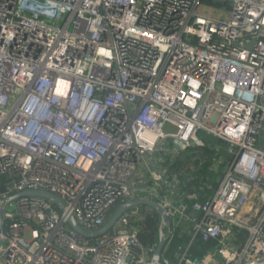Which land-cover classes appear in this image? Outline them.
<instances>
[{"label":"built area","instance_id":"obj_1","mask_svg":"<svg viewBox=\"0 0 264 264\" xmlns=\"http://www.w3.org/2000/svg\"><path fill=\"white\" fill-rule=\"evenodd\" d=\"M202 1L0 0V264H151L146 207L94 239L69 222L99 230L140 198L167 209L169 238L184 227L190 245L216 243L162 264L264 260V0ZM208 136L231 156L213 194L189 204L159 152L195 149L203 163ZM29 190L67 207L12 199Z\"/></svg>","mask_w":264,"mask_h":264},{"label":"trees","instance_id":"obj_2","mask_svg":"<svg viewBox=\"0 0 264 264\" xmlns=\"http://www.w3.org/2000/svg\"><path fill=\"white\" fill-rule=\"evenodd\" d=\"M205 4H210L214 7H222L223 2H214L212 0H203ZM228 3V2H226ZM204 154H207V159L201 163L200 160L191 163L192 157L198 155L195 149H189L178 155H169L163 151L159 154H166L170 156V163L165 164L168 168V173H173L177 175L180 179L179 187V200L184 202L193 203L196 200L205 201L214 192V189L220 184L221 178L223 176V168L220 171L212 169L213 157L212 150L208 147H204ZM188 170V173L186 171ZM211 186V187H210ZM116 210V207L113 211ZM161 221L160 215L156 211L145 215L144 220L140 223L141 228V240L145 245H152L159 240V224ZM184 228V227H183ZM182 227H178L171 238H169V248L166 249V255L170 256L173 260H176L175 255L171 253L178 249L181 252L185 251L188 247V253L193 257L201 258L208 250L213 249L216 246L215 241L205 242L202 240L201 235L198 234L192 244L190 241L192 239V234L182 233ZM178 235L180 238H185L183 247L182 244H178Z\"/></svg>","mask_w":264,"mask_h":264},{"label":"water","instance_id":"obj_3","mask_svg":"<svg viewBox=\"0 0 264 264\" xmlns=\"http://www.w3.org/2000/svg\"><path fill=\"white\" fill-rule=\"evenodd\" d=\"M254 43L255 41L253 40L250 42L241 41V42H238V45L242 48L252 49L254 46ZM1 189H2V182L0 181V190ZM23 195H31V196H38V197L45 198L49 201H52L58 204L62 209H66L67 207L66 203L60 197H58L57 195L51 192L43 191V190L25 191V192L15 195L12 199H17L18 197L23 196ZM137 205H141L147 208L146 215L151 213L152 211H156L161 217V221L159 225V240H158L156 250L153 253L151 264H162V257L165 252L166 245L168 243V239H169L168 232L172 227V221H171V217L167 209L159 202L151 201L149 199H144V198L130 199L126 201L125 203H122L117 208L115 213L111 216V218L108 220V222L105 224L104 227H102L99 230H95V231H85L78 224V221L73 215L69 217V222L78 236L85 237L88 239H94L112 230V228L118 222L120 217L125 212H127L131 207L137 206ZM3 212H4V206L0 208V229L3 226V220H2ZM259 264H264V260L260 262Z\"/></svg>","mask_w":264,"mask_h":264},{"label":"crops","instance_id":"obj_4","mask_svg":"<svg viewBox=\"0 0 264 264\" xmlns=\"http://www.w3.org/2000/svg\"><path fill=\"white\" fill-rule=\"evenodd\" d=\"M209 141H207L208 144L212 145V146H207L208 148L214 147V145L217 146V149L214 151L215 155H214V159H213V165H212V169L220 171L223 166V174L226 172V162L225 163H220L221 161H225V159L229 158L231 156V154L228 151L227 148V143L225 141H222V139H219L217 137L214 136H208L207 138ZM213 150V149H212ZM213 152V151H212ZM211 152V154H212ZM189 203V202H187ZM190 204V203H189Z\"/></svg>","mask_w":264,"mask_h":264},{"label":"rangeland","instance_id":"obj_5","mask_svg":"<svg viewBox=\"0 0 264 264\" xmlns=\"http://www.w3.org/2000/svg\"><path fill=\"white\" fill-rule=\"evenodd\" d=\"M173 129H172V127H167L166 128V131L167 132H169V131H172ZM170 141V140H169ZM172 147V146H171ZM217 149V146L216 145H214V148H213V152H212V157H214V155H215V153H214V151ZM161 156L163 157V158H165L166 159V164H169L171 161H170V156L169 155H166V154H164V153H162L161 154ZM161 164V167L162 168H164V167H166V164H164V163H160ZM186 173H188V170L186 171ZM168 178L170 179V180H173L174 179V174L173 173H168ZM184 240H185V238H180L179 237V235H178V244H182L183 245V247L185 246V244L186 243H184ZM172 255H174V251L171 253Z\"/></svg>","mask_w":264,"mask_h":264},{"label":"bare ground","instance_id":"obj_6","mask_svg":"<svg viewBox=\"0 0 264 264\" xmlns=\"http://www.w3.org/2000/svg\"><path fill=\"white\" fill-rule=\"evenodd\" d=\"M61 85H62V86H65L66 84H64V83H61ZM42 107H43V106H42ZM42 110H43V108H41V110H39V112H38V113H39V114H41V113H42Z\"/></svg>","mask_w":264,"mask_h":264}]
</instances>
